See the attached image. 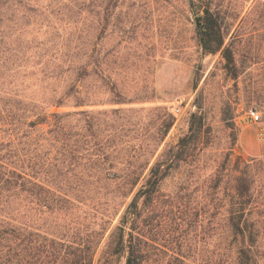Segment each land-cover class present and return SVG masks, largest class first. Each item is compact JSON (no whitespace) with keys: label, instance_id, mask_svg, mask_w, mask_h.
<instances>
[{"label":"rangeland","instance_id":"1","mask_svg":"<svg viewBox=\"0 0 264 264\" xmlns=\"http://www.w3.org/2000/svg\"><path fill=\"white\" fill-rule=\"evenodd\" d=\"M207 7L223 18L234 75L221 50L202 48ZM51 112L68 113L67 140H55L47 120L28 126ZM21 133L46 168H67L75 149L62 171L73 206L0 197L1 209L41 232L70 236L105 209L119 210L125 200L112 195L115 183L103 188L105 179L146 175L155 162L165 172L158 206L204 203L223 166L239 156L264 163V0H0V165L11 167ZM47 170L41 175L55 174ZM255 173L262 178L264 164ZM199 241L188 264L203 263Z\"/></svg>","mask_w":264,"mask_h":264},{"label":"trees","instance_id":"2","mask_svg":"<svg viewBox=\"0 0 264 264\" xmlns=\"http://www.w3.org/2000/svg\"><path fill=\"white\" fill-rule=\"evenodd\" d=\"M204 13L202 48L208 53L221 50L225 68L234 75L237 67L231 43H224L221 13L211 7ZM66 115L51 112L45 116H51V120L38 118L28 126L34 129L47 120V132L55 133V140H67L69 134L61 123ZM16 136L11 167L0 165V197L11 193L39 209L73 206V199L63 189L69 183V179L62 181L65 161L48 167L55 172L51 177L41 175L49 171L42 157L34 153L37 147L32 145L36 143L29 134ZM67 153L65 160H70L66 170L75 158V149L69 147ZM263 164L262 160L239 156L226 171L223 166L216 173L204 203L186 209L177 205L175 212L171 205L158 206L165 177L160 162L153 163L146 175L138 166L135 170L140 172L131 176L105 179L103 188L108 180L115 183L112 195L125 200L122 208L105 209L98 221L83 223L70 236L41 232L24 219H17L23 215L13 217L0 208V264H95L102 243L96 264H115L121 256L124 264H188L187 250L199 240L205 250L202 264H264V176L259 179L255 175ZM115 216L118 220L112 225Z\"/></svg>","mask_w":264,"mask_h":264},{"label":"built area","instance_id":"3","mask_svg":"<svg viewBox=\"0 0 264 264\" xmlns=\"http://www.w3.org/2000/svg\"><path fill=\"white\" fill-rule=\"evenodd\" d=\"M249 116L253 121H257L259 119V113L255 109L249 110Z\"/></svg>","mask_w":264,"mask_h":264},{"label":"water","instance_id":"4","mask_svg":"<svg viewBox=\"0 0 264 264\" xmlns=\"http://www.w3.org/2000/svg\"><path fill=\"white\" fill-rule=\"evenodd\" d=\"M197 24H198V22H197Z\"/></svg>","mask_w":264,"mask_h":264}]
</instances>
